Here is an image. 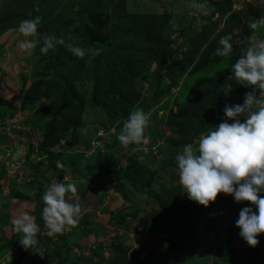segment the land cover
<instances>
[{"label": "rangeland", "instance_id": "obj_1", "mask_svg": "<svg viewBox=\"0 0 264 264\" xmlns=\"http://www.w3.org/2000/svg\"><path fill=\"white\" fill-rule=\"evenodd\" d=\"M36 17L40 43L28 54L19 44L32 37L17 29ZM260 19L264 0H0L2 218L29 214L31 196L42 215L47 188L73 183L80 218L89 211L98 217L97 211L115 229L105 230L88 254L76 250L78 256L70 257L64 249L60 264H111L120 255L113 246L122 243L130 252L132 246L153 250L161 264H264V233L245 259L223 249L234 230V242H241L239 212L255 206L224 193L207 207L190 200L175 159L223 122L226 105L243 104L254 88L230 78L231 64L264 40V26L249 28ZM46 35L63 43L42 54ZM221 37H231L227 57L215 54ZM239 37L243 49L236 46ZM69 45L85 55L77 57ZM136 109L149 115V123L141 143L124 146L117 137ZM159 199L170 213L148 217ZM19 239L8 256L14 262L6 264H24L25 251V262L35 264L40 247L24 251Z\"/></svg>", "mask_w": 264, "mask_h": 264}, {"label": "clouds", "instance_id": "obj_2", "mask_svg": "<svg viewBox=\"0 0 264 264\" xmlns=\"http://www.w3.org/2000/svg\"><path fill=\"white\" fill-rule=\"evenodd\" d=\"M40 18L26 19L19 23L17 31L24 37L19 44L21 51L31 54L40 43L36 39ZM264 26V19L252 21L249 28L256 30ZM231 37H221L216 55L227 57L232 52ZM62 40L44 36L40 52L46 54ZM69 50L77 57H83L85 50L69 45ZM243 86H254L245 94L243 104L226 105L223 122L214 129L201 134L198 144L183 147L175 157L178 167L179 184L190 200L207 207L215 201L218 193L231 194L236 202L249 201L255 206L243 207L236 225L239 235L249 246L259 243L258 236L264 233V40L246 48L233 64L231 77ZM230 89L225 92L228 93ZM259 90V95H256ZM243 117V120L241 119ZM149 115L142 109L130 112L124 121L118 141L127 146L141 143L149 123ZM21 153L16 152L19 157ZM77 186L73 183H55L42 195L44 207L42 219L53 237L65 230L66 226H76L81 207ZM74 197V202L68 197ZM14 231L22 234L21 246L32 249L40 246L37 239L39 227L27 212L13 219Z\"/></svg>", "mask_w": 264, "mask_h": 264}, {"label": "crops", "instance_id": "obj_3", "mask_svg": "<svg viewBox=\"0 0 264 264\" xmlns=\"http://www.w3.org/2000/svg\"><path fill=\"white\" fill-rule=\"evenodd\" d=\"M1 195L2 193H0V208L3 203V200H2L3 196ZM68 197L74 202L75 198L71 197V194H68ZM31 200L33 201V203L31 202ZM28 201H30V204L32 205V208H30L29 210L31 213V216L33 217L35 223L39 227V232L37 233V239L39 238L40 240L38 239V241L41 243L43 241L44 236L47 237V240H48L47 244L43 243L42 246L41 245L38 246L40 248L35 252L34 258L37 256L35 258V262H34L35 264H60L59 258H62V256L65 257L66 255L64 253V251L66 250L64 249L72 251V253L70 252L71 253L70 257H77L78 256L76 255L77 252L88 254L90 253L89 251H91L95 243L103 242L102 237H104L103 232L105 230H106L105 233H107L106 235L110 234L111 232H114L113 231L115 229L114 226L112 228H107V226L110 225V222H111L108 216L104 214H100L99 212L96 211V213L98 214V217H96L94 213L95 211H89L88 217L86 216V218H83V219L80 218L82 217V213H80L79 222L76 226H66L65 230L62 233L56 234L53 237H49L47 235L48 229L46 227L45 222L42 219V215L36 213L38 206L40 204V201L36 203L33 196H31V198H29ZM1 214L2 213H0V219L2 221L5 219L4 221L5 224H2L0 226V232H2V236H3L2 244L0 243V252H2L0 255V257H2L0 258V263L2 262L1 264H4V263L6 264L7 262L9 263V260L13 259L12 257H8V256L11 253L16 251L14 248L15 246L8 245V243H10L13 238L15 240L18 237L22 238V234L14 231V227L12 224L13 219H15L18 216H11L10 214L7 213V216H5V218H2ZM97 220L101 223V225L97 222ZM95 223L99 224L100 226L97 227ZM93 227H95V229ZM18 243L20 242L18 241ZM91 245H92V248H90ZM8 247L12 249H9ZM107 248L108 247H103L104 250H106ZM132 248H131V252L128 251V258L130 260V257L135 255L136 260L133 259L131 264H154L158 260L157 259L158 254H156L153 250H149V248H145L141 250L139 249L135 250L134 248L133 249ZM27 252L28 251H25L24 255L22 256V260L24 261V264H28V262H25V260L29 259V257L26 255ZM37 252L38 254H36ZM27 254H29V252ZM12 262H14V259L12 260ZM155 264H161V263L158 260V262Z\"/></svg>", "mask_w": 264, "mask_h": 264}, {"label": "trees", "instance_id": "obj_4", "mask_svg": "<svg viewBox=\"0 0 264 264\" xmlns=\"http://www.w3.org/2000/svg\"><path fill=\"white\" fill-rule=\"evenodd\" d=\"M245 32H247V30H245L244 31V33ZM237 44H239V43H237ZM237 47L239 46V45H236ZM236 47V48H237ZM238 48H240V47H238ZM224 81V80H223ZM162 200L163 199H159V201H157V203L159 204V209H154V210H148L147 211V216L149 217V216H151V217H155V216H159V215H161V214H167V213H170L169 212V210L168 209H166L165 207H166V204L164 203V202H162ZM176 205L177 206H179V208H181L182 207V201H181V199L178 197V198H176ZM178 208V209H179ZM154 215V216H153ZM176 215H178V214H176ZM142 219L145 221V216H144V218L142 217ZM14 227V226H13ZM161 227H162V225H161ZM161 229H163V227L161 228ZM166 229H168V227L166 226ZM169 230V229H168ZM230 232V231H229ZM192 235V234H191ZM229 235V238H228V240H226L224 243H223V249L224 250H226L227 251V249H229L230 251H231V253H233V254H235L236 252H235V246H234V240H235V235L234 234H232L231 232H230V234H228ZM191 237H193V236H191ZM190 237V238H191ZM49 239V238H48ZM14 243H15V239L13 238L12 240H11V242L10 243H8V245H12V246H14ZM11 247V246H10ZM10 247H8V248H10ZM249 247H251V246H249ZM113 248L114 249H118L119 250V252H116V253H120V255H118L117 257H114V259L111 261V264H131V259L129 260V258H128V251H129V248H127L123 243H122V246H113ZM112 248V250H114ZM221 248L222 247H219V248H217V250L219 251V252H222L221 251ZM115 250V251H116ZM236 254H239V253H236ZM22 255H24V254H22ZM221 255H223V253L221 254ZM243 257H244V259L246 258L245 256L246 255H249L248 254V252H247V249H246V252H244L243 254ZM37 257V256H36ZM35 257V258H36ZM133 257V259H135L136 260V258H135V256H132ZM252 258V257H251ZM248 259L250 260V256L248 257ZM223 261V260H222ZM213 264H215V263H213ZM221 264H222V262H221ZM223 264H235V263H231V260H229L228 262H224ZM237 264H240V261H238L237 262Z\"/></svg>", "mask_w": 264, "mask_h": 264}, {"label": "built area", "instance_id": "obj_5", "mask_svg": "<svg viewBox=\"0 0 264 264\" xmlns=\"http://www.w3.org/2000/svg\"><path fill=\"white\" fill-rule=\"evenodd\" d=\"M236 237H238V235L236 234L237 232H235V230L233 231ZM235 246V252L239 253V254H243L244 252H246V249L249 248V245L246 243V241L244 239L241 240V242H236L234 243Z\"/></svg>", "mask_w": 264, "mask_h": 264}, {"label": "water", "instance_id": "obj_6", "mask_svg": "<svg viewBox=\"0 0 264 264\" xmlns=\"http://www.w3.org/2000/svg\"><path fill=\"white\" fill-rule=\"evenodd\" d=\"M239 46L243 49L244 48V40L243 38L239 37Z\"/></svg>", "mask_w": 264, "mask_h": 264}]
</instances>
